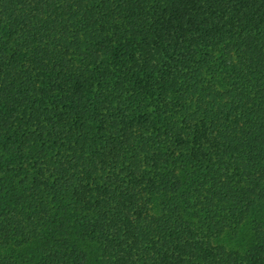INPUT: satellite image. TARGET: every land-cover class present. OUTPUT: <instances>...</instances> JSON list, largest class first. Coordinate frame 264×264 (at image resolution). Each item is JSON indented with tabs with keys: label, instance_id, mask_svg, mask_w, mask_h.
I'll return each instance as SVG.
<instances>
[{
	"label": "trees",
	"instance_id": "trees-1",
	"mask_svg": "<svg viewBox=\"0 0 264 264\" xmlns=\"http://www.w3.org/2000/svg\"><path fill=\"white\" fill-rule=\"evenodd\" d=\"M0 264H264V0H0Z\"/></svg>",
	"mask_w": 264,
	"mask_h": 264
}]
</instances>
